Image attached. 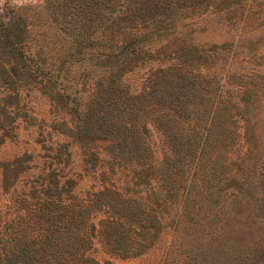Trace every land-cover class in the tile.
I'll use <instances>...</instances> for the list:
<instances>
[{
  "label": "rangeland",
  "instance_id": "obj_1",
  "mask_svg": "<svg viewBox=\"0 0 264 264\" xmlns=\"http://www.w3.org/2000/svg\"><path fill=\"white\" fill-rule=\"evenodd\" d=\"M67 1L0 0V16L29 24L31 42L46 39L51 55L76 24L100 30L94 46L118 37L128 52L95 80L72 59L80 109L36 91L9 100L0 264H193L197 250L207 258L224 244L215 235L231 218L227 184L243 182L264 212V0ZM56 181L61 208L38 210L23 195ZM212 253L230 264L228 249Z\"/></svg>",
  "mask_w": 264,
  "mask_h": 264
},
{
  "label": "trees",
  "instance_id": "obj_2",
  "mask_svg": "<svg viewBox=\"0 0 264 264\" xmlns=\"http://www.w3.org/2000/svg\"><path fill=\"white\" fill-rule=\"evenodd\" d=\"M63 1V5L70 6L66 3L68 2L67 0ZM70 23L72 24V21ZM76 25V36L73 37L69 33L68 35L64 34L61 50L51 55L52 50L48 48L46 39L31 42V39H29V24L20 19L4 20L0 16V89H9L8 92H3L0 98V121L3 125L1 127L0 123V131H3L2 136H8L5 124L8 123L9 126L13 125V121L16 118L9 111V107H11L10 99L24 92L36 91L47 96L58 108L62 109L64 106L62 101L67 100V102L70 101V104L74 103L75 107L80 109L81 102L77 96V82L73 84L72 82H68L73 62L72 59L82 60L81 64L77 66L81 77L87 78L92 76V79L95 80L97 74H105L111 71L112 68L108 67L112 61L111 59H119L121 55L123 57L128 52V43L124 41L119 44L118 37L115 40L111 38L112 42L109 44H102L98 47L94 46L91 39H94L100 30L87 34L82 31L80 24ZM31 45L34 46V49H31ZM134 52L133 48L130 53L134 54ZM86 55H89L91 58H99L97 64L94 66L92 64L87 65L84 62ZM125 59H122L120 63L122 64ZM67 61L70 63V67L68 70H65L64 62ZM124 67L126 66H123L121 69ZM121 69L117 68V70ZM69 86H71L70 91H68ZM88 123L85 120L81 127L89 131L90 127L87 125ZM238 171L241 172L240 170ZM0 187L4 190L3 194H8L11 189L4 187L3 182L0 183ZM60 187L58 181L51 182L44 184L41 188L33 187L30 192H23V195L34 202H38V206L33 202L38 210L46 206L45 204H50L53 208L57 209L61 208L60 206L64 203L59 192ZM244 187L241 181L235 185L227 184L223 193L232 190L227 206V215L228 217L231 216V218L228 219V222L222 223L215 235L222 238L224 244H221L219 248L216 245L213 253L211 251L207 258L202 250H197L196 254L201 258L198 262L192 261L193 264H215L211 253L212 255H215V253L219 255L225 253L227 249L231 253L229 258L230 264H235L233 260L237 264H264V259H261V256H258L255 250L257 244H260V240L264 243V231H260L256 236H253L256 227L260 225L264 226V212L260 209L261 206L258 199L248 190V192H245ZM243 199H245L248 205L242 204ZM246 211L249 212L251 222L242 220ZM257 222L259 223L258 226H256ZM256 237H258L259 242L256 241ZM0 239L2 243L3 238L0 237ZM12 240L11 238L9 241L11 242ZM28 243H25L24 249L29 245ZM188 261L190 262V260Z\"/></svg>",
  "mask_w": 264,
  "mask_h": 264
}]
</instances>
